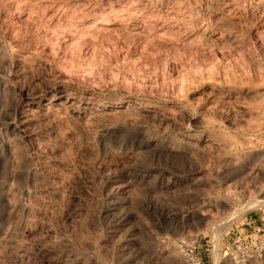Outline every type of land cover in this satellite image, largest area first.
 <instances>
[{
    "label": "rangeland",
    "instance_id": "rangeland-1",
    "mask_svg": "<svg viewBox=\"0 0 264 264\" xmlns=\"http://www.w3.org/2000/svg\"><path fill=\"white\" fill-rule=\"evenodd\" d=\"M189 254L264 264V0H0V264Z\"/></svg>",
    "mask_w": 264,
    "mask_h": 264
},
{
    "label": "built area",
    "instance_id": "built-area-1",
    "mask_svg": "<svg viewBox=\"0 0 264 264\" xmlns=\"http://www.w3.org/2000/svg\"><path fill=\"white\" fill-rule=\"evenodd\" d=\"M187 258L191 264H201V261L191 254L187 255Z\"/></svg>",
    "mask_w": 264,
    "mask_h": 264
},
{
    "label": "bare ground",
    "instance_id": "bare-ground-1",
    "mask_svg": "<svg viewBox=\"0 0 264 264\" xmlns=\"http://www.w3.org/2000/svg\"><path fill=\"white\" fill-rule=\"evenodd\" d=\"M117 105V104H116ZM195 139V138H194ZM199 139H197V141H198ZM195 142V141H194Z\"/></svg>",
    "mask_w": 264,
    "mask_h": 264
}]
</instances>
